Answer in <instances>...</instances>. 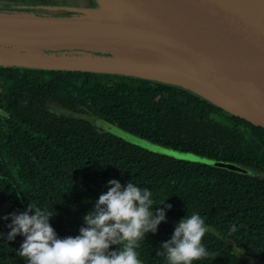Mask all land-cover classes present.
<instances>
[{
	"label": "trees",
	"instance_id": "obj_1",
	"mask_svg": "<svg viewBox=\"0 0 264 264\" xmlns=\"http://www.w3.org/2000/svg\"><path fill=\"white\" fill-rule=\"evenodd\" d=\"M0 264H264V128L178 85L0 66Z\"/></svg>",
	"mask_w": 264,
	"mask_h": 264
},
{
	"label": "water",
	"instance_id": "obj_2",
	"mask_svg": "<svg viewBox=\"0 0 264 264\" xmlns=\"http://www.w3.org/2000/svg\"><path fill=\"white\" fill-rule=\"evenodd\" d=\"M94 2L75 16L0 7V66L178 85L264 128V0Z\"/></svg>",
	"mask_w": 264,
	"mask_h": 264
},
{
	"label": "flooded vegetation",
	"instance_id": "obj_3",
	"mask_svg": "<svg viewBox=\"0 0 264 264\" xmlns=\"http://www.w3.org/2000/svg\"><path fill=\"white\" fill-rule=\"evenodd\" d=\"M95 5L94 0H4L1 8L25 9L38 14L75 16L81 9Z\"/></svg>",
	"mask_w": 264,
	"mask_h": 264
},
{
	"label": "rangeland",
	"instance_id": "obj_4",
	"mask_svg": "<svg viewBox=\"0 0 264 264\" xmlns=\"http://www.w3.org/2000/svg\"><path fill=\"white\" fill-rule=\"evenodd\" d=\"M0 3L3 4L4 0H0ZM83 115H85V114H83ZM92 121L98 127L102 128L103 130L115 133V134L119 135L120 137L124 138L125 140H127V141H129L131 143L137 144L139 146H142V147H144L146 149L153 150V151H158V152H161V153H166V154H169L171 156H174V157H177V158H180V159L207 161V159L199 157V156H197V155H195L193 153L181 152V151L174 150V149L162 146L160 144H156V143H153L151 141L145 140V139H143L140 136H137V135H134L132 133H129V132H127V131H125V130H123L121 128H118L116 125L111 124L108 121L103 120L101 118H98L96 116L92 117ZM253 132H254L253 134H255L257 136V132L255 131V129L253 130ZM231 165H233L235 167L232 168ZM225 167H227L229 169L236 170V171H241V172H252V173L253 172L254 173L258 172L257 169L245 168V167L238 166V165L231 164V163H227V165ZM258 174H260V173L258 172ZM238 255L239 256H243L244 252L241 251V250H238Z\"/></svg>",
	"mask_w": 264,
	"mask_h": 264
}]
</instances>
